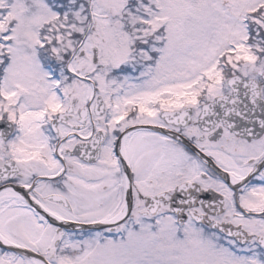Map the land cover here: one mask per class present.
Segmentation results:
<instances>
[{
  "label": "snow or ice",
  "instance_id": "1",
  "mask_svg": "<svg viewBox=\"0 0 264 264\" xmlns=\"http://www.w3.org/2000/svg\"><path fill=\"white\" fill-rule=\"evenodd\" d=\"M0 264H264V0H0Z\"/></svg>",
  "mask_w": 264,
  "mask_h": 264
}]
</instances>
